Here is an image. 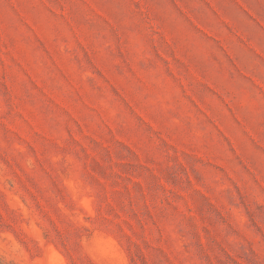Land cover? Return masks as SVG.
<instances>
[{"label":"rangeland","instance_id":"rangeland-1","mask_svg":"<svg viewBox=\"0 0 264 264\" xmlns=\"http://www.w3.org/2000/svg\"><path fill=\"white\" fill-rule=\"evenodd\" d=\"M112 240L264 264V0H0V264Z\"/></svg>","mask_w":264,"mask_h":264},{"label":"clouds","instance_id":"clouds-1","mask_svg":"<svg viewBox=\"0 0 264 264\" xmlns=\"http://www.w3.org/2000/svg\"><path fill=\"white\" fill-rule=\"evenodd\" d=\"M66 183H68L69 186L74 187V181H66ZM13 198L16 199L18 203H20L18 196L14 195ZM81 206L90 211V201H88L87 198L81 200ZM20 207L22 211H24L25 214H27V210L24 208L22 203L20 204ZM32 226L35 227V222H32ZM112 243L115 246L112 251H102L99 253V255L108 258L109 264H127L126 258L123 257L119 251V246L116 244L114 240H112ZM53 251H55V249H53ZM50 255L51 253L49 254V257ZM57 255L60 254L57 253ZM37 264H58V262L53 261L51 258H48L47 260H45L44 258H38Z\"/></svg>","mask_w":264,"mask_h":264}]
</instances>
